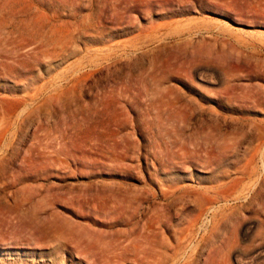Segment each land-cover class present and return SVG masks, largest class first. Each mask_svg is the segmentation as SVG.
Wrapping results in <instances>:
<instances>
[{
  "label": "rangeland",
  "instance_id": "374dc122",
  "mask_svg": "<svg viewBox=\"0 0 264 264\" xmlns=\"http://www.w3.org/2000/svg\"><path fill=\"white\" fill-rule=\"evenodd\" d=\"M0 264H264V0H0Z\"/></svg>",
  "mask_w": 264,
  "mask_h": 264
}]
</instances>
